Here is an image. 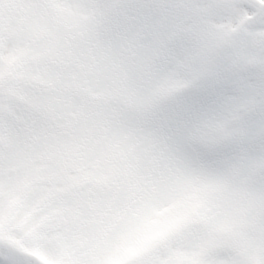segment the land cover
I'll list each match as a JSON object with an SVG mask.
<instances>
[{
  "label": "snow or ice",
  "instance_id": "6c2138e0",
  "mask_svg": "<svg viewBox=\"0 0 264 264\" xmlns=\"http://www.w3.org/2000/svg\"><path fill=\"white\" fill-rule=\"evenodd\" d=\"M0 264H264V0H0Z\"/></svg>",
  "mask_w": 264,
  "mask_h": 264
}]
</instances>
